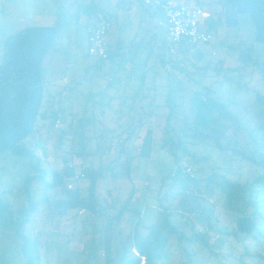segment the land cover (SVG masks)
Masks as SVG:
<instances>
[{"label": "rangeland", "instance_id": "obj_1", "mask_svg": "<svg viewBox=\"0 0 264 264\" xmlns=\"http://www.w3.org/2000/svg\"><path fill=\"white\" fill-rule=\"evenodd\" d=\"M100 1L105 4L98 5L99 8L112 21L106 39L111 46L115 39L122 42V56L124 60L129 59L130 66L119 62V57L99 59L89 55L84 22L70 14L65 5L61 7L64 0H0V53L1 38L14 29L32 24L29 19L35 13L52 16L54 19L49 24L57 26L56 38L43 63L45 97L42 109L46 113L55 110L60 123L58 127H49L51 118H38L39 129L29 140L33 152L40 165L47 169L48 178L52 171L62 170L63 156L70 158L75 172H79L89 161L87 155L76 153L81 150L82 141H88L86 135L98 134L104 126L111 127L101 136L104 139L99 145L103 150V141H108L110 135L118 130V124L126 123L128 116L136 117L137 111L146 108L147 100L152 96L154 117L150 116L140 126L134 124L136 129L128 142L134 156L130 178H102L97 181L96 189L101 194L106 195V191H110L111 196L124 199L134 188L133 210L126 212L129 226L137 219L145 224L160 220L163 217L161 207L200 213L204 210V200L201 197L172 196L176 188L167 175L173 155L181 157L180 166L193 167L186 152L206 155L207 158L201 162L202 176L210 173L212 166L223 163L225 153H221L212 139L198 141L189 135L190 131L182 132L185 126L194 128L195 111L191 100L195 92L217 102H228L226 107L237 117L241 128L235 130V122L227 128L226 135L232 136L235 131L233 137H238L241 144L250 140V134L262 137L260 148L264 150V129H258V122L264 125V105L254 95V91L264 95V80L252 67L235 69L240 63L238 53L246 45L254 44L248 16L239 15V24L229 26L216 0H173L201 4L210 14L214 36L210 42L187 44L184 50L169 54L163 27L159 34L157 13L146 7L142 0ZM19 15L22 16L21 21H18ZM8 19L17 21L12 23ZM148 50L157 54L161 51L163 62L156 61L154 56L144 65ZM219 60L222 61L221 69H214ZM144 69L145 76L141 77ZM168 109L171 113L167 117L165 112ZM212 114L215 124L223 127V116L216 109ZM165 125L166 129H161ZM147 127L155 130L154 137L164 134L167 145L160 149V143L155 141L151 155L139 157V144ZM63 130L67 132L59 138ZM99 139L93 138L87 149H95ZM93 162L95 164L96 160ZM238 163L231 166L227 178L243 182L255 175H264V169H255L254 166L252 169V165L242 161ZM30 164L26 157L0 152V198L7 201L12 209L26 205L22 179L32 171ZM65 184L72 187L77 184L82 194L87 193V177L77 181L66 180ZM30 195L35 207L22 228L27 238L23 239L13 230L0 231V264H98L88 254L87 245L98 237L97 232L100 226L102 228L101 215L86 210H72L65 216L55 215L51 207L55 196L51 190L42 189L39 182L32 183ZM157 196L161 198L160 204ZM212 201V219L208 224H197L200 228L206 226L204 234L211 250L197 241L180 243L172 236L170 248L161 264H183L186 256L180 244L190 254L188 264H254L256 260L259 263L255 264H264L258 258V255H264V224L256 225L253 234H245L236 240L231 233L235 231L237 212L227 208L219 191ZM243 203L234 201L233 204L242 209ZM174 215V212L170 213L171 221H174ZM93 245L102 250L98 241ZM102 260L101 252L97 261L102 264Z\"/></svg>", "mask_w": 264, "mask_h": 264}, {"label": "trees", "instance_id": "obj_2", "mask_svg": "<svg viewBox=\"0 0 264 264\" xmlns=\"http://www.w3.org/2000/svg\"><path fill=\"white\" fill-rule=\"evenodd\" d=\"M216 1L221 5L220 10H222L224 20L229 26L239 24V15L248 16L254 44L246 45L238 53L240 63L235 69L252 67L264 80V45H255V43H264V0ZM95 7L96 5L92 1L76 2L72 12L77 19L81 14L93 17ZM146 7L151 8L150 6ZM151 9L157 13L156 10ZM96 21L94 20L87 25L94 24ZM209 22L213 31L211 17ZM160 27L161 30L162 24ZM56 35V24H27L14 29L13 32L1 38L0 152L8 151L15 157L30 159L32 171L22 179V192L27 199L26 205L12 209L7 201L0 198V231L3 229L13 230L23 239L27 238L23 234L22 228L24 223L28 221V215L35 207V202L30 195L34 182H39L42 189L53 192L55 197L51 200V207L55 215L65 216L72 210H86L91 214H98L105 218L100 216L103 223L101 222L102 228L100 226L97 232L98 237L91 245H87L88 254L98 264H101L97 261L101 252L102 264H161V260L167 255L170 248L172 236L180 243L197 241L204 248L211 250L204 234L206 226L200 228L197 224L200 222L208 224L212 219L214 207L212 199L216 191L222 194L227 208L237 212L234 219L235 231L231 233L236 240H240V237L245 234H253L256 225L264 224V175H255L252 179L243 182L226 177L231 166L238 165L239 161L249 163L252 165V169L253 166L255 169H264V150L260 148L262 137L258 138L254 134H250V140L241 144L237 139L238 137H233L235 131L232 136L226 135L227 128L234 125L235 122L237 125L235 130L241 128L240 124L237 123V117L227 109L228 102H217L205 98L197 92L193 94L191 100V106L195 111L194 128L192 130L190 126H185L182 132L190 131L189 135L198 141L212 139L213 144L218 147L221 153H225L223 163L212 166L210 173L202 176L201 162L207 158L206 155L186 152L185 155L192 161L193 167L180 166L181 157L178 158L173 155L172 166L167 175L176 188V191L171 195L180 198L201 197L204 200L202 212L193 213L191 210L185 212L184 209L173 210L161 207L160 212L163 217L160 220L145 224L140 223V220L137 219L132 226H129L126 212L133 210L131 203L134 200V188L130 189L124 199L111 196L110 191H106V195L101 194L96 189L97 181L102 178H130V168L134 156L130 152L128 142L132 139L137 126L150 116L154 117V109L151 107L152 96L147 100V107L141 108L140 112L137 111L136 117L128 116L126 123L118 124L116 127L118 130L115 128L117 131L110 135L109 140L103 141V150L99 145L104 139L101 136H104L106 130L111 129V127L104 126L105 129L103 128L98 134L86 135L88 141H82L81 150L76 152L79 156L87 155L89 157L88 165H85L81 171L75 172L69 161L70 158L63 156L62 170L52 171L48 178V171L40 165L29 140L35 137V133L39 129L38 118H51L49 127H52L55 120L58 119L55 110L46 113L42 109L45 97V82L42 75L43 63ZM161 40L163 44L164 40ZM122 48L123 46L117 48L120 54L115 52L116 49L108 48L106 58L99 59L119 57V62H126L122 56L123 53L120 52ZM184 49V47H179L178 51ZM160 53L161 51L157 54L153 50H148L143 61L144 65L154 56L156 61L163 62ZM221 63V60L217 61L213 68L220 70ZM145 71L146 69H144L141 77L145 76ZM244 87L249 88L248 85H244ZM254 95L255 99L264 105V95L257 91H254ZM167 104L170 108L169 101ZM170 109L165 112L167 117L171 113ZM214 109L223 116L224 123L221 125L223 127L215 124L214 120L216 119L212 114ZM135 123L136 127L134 126ZM161 129L165 130L166 125ZM258 129H264V125L258 122ZM154 131L151 127L146 129L139 144V157H149L155 141L160 143V149L167 145V137L164 134L159 138L154 137ZM66 132V130L60 131L59 138L63 137ZM68 132L71 131L68 130ZM123 134L124 136H122ZM100 137L101 139H99ZM93 138L99 139L95 143V149H87L89 148L87 145ZM178 141L177 143L180 144V140ZM93 158L96 160L95 164ZM235 161L238 162L233 164ZM75 174L78 176L75 177ZM81 177L88 178L87 193L85 194L80 192L77 184L70 188L65 184L66 180L77 181ZM171 195L170 197H172ZM157 199L160 204L161 198L157 196ZM244 200L245 203H243ZM234 201L243 203L244 208L241 209L234 205ZM248 208L250 209L248 210ZM171 212L175 213L174 221L169 219ZM97 241L102 246L100 251L93 245ZM180 247L183 248L186 256L183 264H188L191 260L190 254L181 244ZM258 258L264 261V255H258ZM257 262L259 263L256 260L255 263Z\"/></svg>", "mask_w": 264, "mask_h": 264}, {"label": "built area", "instance_id": "obj_3", "mask_svg": "<svg viewBox=\"0 0 264 264\" xmlns=\"http://www.w3.org/2000/svg\"><path fill=\"white\" fill-rule=\"evenodd\" d=\"M145 6L157 11L160 24L164 28L167 52L174 54L179 47L187 44L210 42L213 31L210 27V14L197 3L175 2L171 0H142ZM160 16H159V14ZM111 28V21L99 18L94 24L86 26L87 53L89 55L106 58L107 34ZM59 119L55 120L54 127H58ZM78 175L75 174V177ZM67 187H72L68 184Z\"/></svg>", "mask_w": 264, "mask_h": 264}, {"label": "crops", "instance_id": "obj_4", "mask_svg": "<svg viewBox=\"0 0 264 264\" xmlns=\"http://www.w3.org/2000/svg\"><path fill=\"white\" fill-rule=\"evenodd\" d=\"M65 1V3L63 4V2H61L62 4H61V7L63 8L64 7V5H65V7H67L68 8V10H69V13L70 14H73V12L72 11H74L73 9V7H74V4L76 3V2H90V1H92V2H94L95 3V5H96V7H95V9H94V12H95V14H94V16L93 17H88V16H86V15H84V14H81L79 17H78V21H83L84 22V25H85V33H86V25L88 24V23H90V22H92V21H96L98 18H106V19H110V18H108L109 16H107V14H105V13H103L102 11H101V9L99 8V6H101V5H104L105 3H102L100 0H64ZM171 1H173V0H171ZM175 2H180V1H175ZM99 5V6H98ZM39 13H42V12H39ZM39 13H35L29 20H30V22L32 23V25H50L49 23H51V21H53V17L52 16H48V15H43V14H39ZM19 19H18V21H21L22 20V16L20 17V15H19V17H18ZM9 21H11L12 23H14V20L13 19H8ZM25 20V19H24ZM17 21V19L15 20V22ZM110 21H111V19H110ZM112 22V21H111ZM31 25V24H30ZM52 25V24H51ZM164 38H165V36H164ZM86 39H87V34H86ZM107 46H108V48H110V49H116L115 50V52L117 53V54H120V53H118V50H117V48L118 47H120V46H123V44H122V42L119 40V39H115V41H114V44H113V46H111L110 45V41H108L107 40ZM120 52H122V53H124V51H123V48L121 49V51ZM117 58V57H116ZM129 59H127L126 60V63L129 65ZM130 66V65H129ZM45 86V85H44ZM45 88V87H44ZM50 93H52V92H50ZM153 117V116H152ZM135 125H136V123H135ZM140 126V125H139ZM148 128V127H147Z\"/></svg>", "mask_w": 264, "mask_h": 264}, {"label": "water", "instance_id": "obj_5", "mask_svg": "<svg viewBox=\"0 0 264 264\" xmlns=\"http://www.w3.org/2000/svg\"><path fill=\"white\" fill-rule=\"evenodd\" d=\"M156 23L158 24V28H159V34H160V19L159 17L156 15ZM161 48V42H160V45H159V49Z\"/></svg>", "mask_w": 264, "mask_h": 264}]
</instances>
